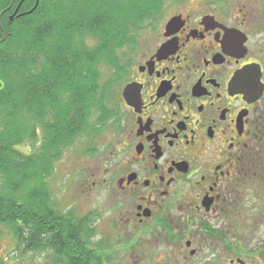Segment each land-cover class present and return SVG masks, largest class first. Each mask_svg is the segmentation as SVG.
I'll list each match as a JSON object with an SVG mask.
<instances>
[{
  "label": "flooded vegetation",
  "instance_id": "af4514ba",
  "mask_svg": "<svg viewBox=\"0 0 264 264\" xmlns=\"http://www.w3.org/2000/svg\"><path fill=\"white\" fill-rule=\"evenodd\" d=\"M39 1L0 0V43ZM240 1L170 0L118 55L117 101L79 193L116 199L118 263L264 264V0ZM89 231L52 229L43 249L36 229L28 252L91 264L94 251L104 264Z\"/></svg>",
  "mask_w": 264,
  "mask_h": 264
},
{
  "label": "trees",
  "instance_id": "16d2710c",
  "mask_svg": "<svg viewBox=\"0 0 264 264\" xmlns=\"http://www.w3.org/2000/svg\"><path fill=\"white\" fill-rule=\"evenodd\" d=\"M161 5V0H40L0 43V236L8 229L21 250L35 249L36 229L49 238L43 249L56 235L52 229L75 226L93 234L94 215L61 211L50 177L65 148L90 129L94 106L102 111L98 123L105 121L108 112L97 98L118 82V55L137 44ZM101 65L117 72L102 81ZM41 132L32 154L17 149L25 141L38 143ZM95 253L91 264H101Z\"/></svg>",
  "mask_w": 264,
  "mask_h": 264
},
{
  "label": "rangeland",
  "instance_id": "374dc122",
  "mask_svg": "<svg viewBox=\"0 0 264 264\" xmlns=\"http://www.w3.org/2000/svg\"><path fill=\"white\" fill-rule=\"evenodd\" d=\"M230 1L231 4H233L237 0ZM242 1L243 0L240 1V4ZM163 8L164 9L159 15L160 17L162 14L166 15L173 9L170 0H163ZM143 34H145V36L141 38V43H144L142 46H147L149 40H152L151 37L153 35L151 32ZM100 72L102 81H107L113 77V70L111 67L101 65ZM116 88L118 87L115 82L105 95L103 93L100 94V96H103L102 98H97V100H102V104H104L105 108H115L117 101V95H115ZM101 114L102 111H99L97 107L94 106L92 108L90 129L79 135L74 143L68 146V148H65L62 152L58 162L55 163V171L50 177V187L53 192L54 200L61 211L65 212L72 209L77 216H82L91 212L94 214L92 223L97 230V236L103 239V243L106 245L104 254H107L110 258H108V260L105 258L104 264H122L120 262L118 263V250L120 247H118L116 199L112 198L109 194V190L103 187L99 189L95 188L87 198L79 195V193H81L80 189L82 188V186H80L81 181L87 176L91 178L89 173L97 163L98 155H100L99 151L101 150L103 142L102 136L105 135H103V130L108 128L106 121L105 125H100V123H98ZM41 134L42 132L38 135V143L37 141L36 144H33L31 141H25L18 145L17 149L24 154H32L40 145ZM87 146H90V149L91 147H95L98 155H91V152L86 154L85 149ZM121 240L125 241L126 239L123 237ZM34 258L35 254L33 255L32 252L21 250V247L9 233L8 229L0 236V264H34ZM126 260L125 258L122 260L124 261L123 264H126Z\"/></svg>",
  "mask_w": 264,
  "mask_h": 264
}]
</instances>
